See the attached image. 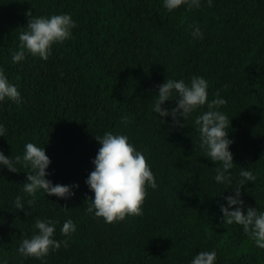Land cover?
<instances>
[{
	"label": "trees",
	"instance_id": "trees-1",
	"mask_svg": "<svg viewBox=\"0 0 264 264\" xmlns=\"http://www.w3.org/2000/svg\"><path fill=\"white\" fill-rule=\"evenodd\" d=\"M163 0H0V67L17 85L22 103H0V150L15 157L32 142L51 159L53 184L79 185L67 199L38 193L31 209L16 210L28 169L0 166V260L42 264L16 251L31 237L36 218L71 219L69 247L50 252L46 264H189L200 251L217 252V264H264L239 225H225L223 186L215 163L202 155L193 118L184 127L160 122L151 111L167 78L203 76L209 99L219 93L231 126L233 179L242 168L257 179L241 187L248 206L264 210V0H213L200 9L169 13ZM71 14L73 36L55 45L48 60L27 56L12 63L29 17ZM203 39L191 37L192 25ZM165 107H174L166 101ZM106 131L127 135L144 151L159 185L148 189L142 217L106 224L86 208L94 193L85 184ZM232 194V187L223 195Z\"/></svg>",
	"mask_w": 264,
	"mask_h": 264
},
{
	"label": "clouds",
	"instance_id": "clouds-1",
	"mask_svg": "<svg viewBox=\"0 0 264 264\" xmlns=\"http://www.w3.org/2000/svg\"><path fill=\"white\" fill-rule=\"evenodd\" d=\"M162 6L169 13L182 6L187 10L200 9L202 0H163ZM207 6L212 7L213 0H207ZM26 15L29 17L27 28L19 33L18 50L11 53L14 64H20L27 56L48 60L53 47L70 40L73 29L78 26L69 13L33 16L29 11ZM190 27L193 39H203L198 25ZM208 89L209 83L203 76L192 75L188 81L183 78H167L158 85L151 111L159 117L161 124L166 123L165 118L171 116L172 125L176 128L184 127L183 122L194 117L193 124L198 132L202 155L217 165L214 182L223 186L224 190L232 187V194L225 196L224 190L220 194L225 201L219 204L223 223L241 226L243 233L249 236L254 245L264 249V210L248 206L245 214V200L241 191V187L248 182L255 183L257 177L253 171L241 167L238 179H233L232 169L236 165L230 150L234 141L229 138L228 132L231 119L222 111L227 100L220 97L219 93L210 100ZM5 101L17 105L23 102L18 86L10 82L5 70L0 67V103ZM166 101H173L175 106L165 107ZM7 131L5 125L0 123V136L4 137ZM95 139L101 146L91 161L94 168L85 180L89 190L94 193V197L88 199L90 203L86 208L87 213L94 219L102 218L106 224L124 221L126 217H142L148 189L157 190L159 187L144 151L122 133L106 131L102 136H95ZM50 164L51 159L45 147L32 142L26 143L22 155L15 157L6 156L0 150V166L10 172H19L18 165L28 169L22 192L31 199L25 203L24 197L17 195L13 201L16 210H25V215H30L27 209H31L37 194L41 192L63 199L75 195L72 189L78 188V184H53L47 178L50 175L47 171ZM58 224L60 221L52 218H36L31 237L22 239L16 249L18 255L46 264L45 258L50 252L58 251L61 246L69 247V239L76 231V224L71 219L64 221L60 234L68 239L57 240L55 235ZM0 264H7V261L0 260ZM189 264H217V252L200 251Z\"/></svg>",
	"mask_w": 264,
	"mask_h": 264
}]
</instances>
